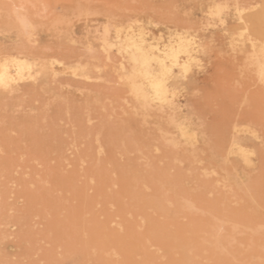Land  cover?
Wrapping results in <instances>:
<instances>
[{
	"label": "rangeland",
	"instance_id": "obj_1",
	"mask_svg": "<svg viewBox=\"0 0 264 264\" xmlns=\"http://www.w3.org/2000/svg\"><path fill=\"white\" fill-rule=\"evenodd\" d=\"M263 6L0 0V264H264V28L238 17Z\"/></svg>",
	"mask_w": 264,
	"mask_h": 264
},
{
	"label": "bare ground",
	"instance_id": "obj_2",
	"mask_svg": "<svg viewBox=\"0 0 264 264\" xmlns=\"http://www.w3.org/2000/svg\"><path fill=\"white\" fill-rule=\"evenodd\" d=\"M222 2V1H221ZM218 3V2H217ZM216 3V4H217ZM219 5H217V6H214L215 8L213 9V11L212 12H210L211 13V15L212 16H216V18L218 17V19H220L219 21H222V22H224V19H223V17L221 16L222 15V10H223V7H221L220 6V1H219V3H218ZM221 4H223V2L221 3ZM228 4V3H227ZM228 5H226L225 4V9H229V7L228 8H226ZM262 9L259 11V12H257L256 14H253V15H251L250 17H246L244 14H243V10L242 9H238V12H239V19L241 20V21H243L245 24H246V27H247V30L249 31V32H257L258 31V27L259 26H262V28H264V6L263 7H261ZM210 11H211V9H210ZM232 12V11H231ZM238 12H237V14H238ZM97 13V12H96ZM209 13V14H210ZM224 13V12H223ZM227 13V12H226ZM249 13V12H248ZM101 14V13H100ZM208 14V13H207ZM99 15V14H98ZM231 15V14H230ZM111 17H112V15H111ZM23 18V17H22ZM212 18V17H211ZM109 19H110V17H109ZM19 20H20V18H19ZM112 21V20H111ZM217 21V20H216ZM215 21V22H216ZM107 22V26H108V21H106ZM21 26H19L20 28H21V30H22V32H23V30H24V32H25V30H27L28 29V27H31L32 25H33V23L30 21H28V19L27 20H25V22L23 21L22 22V24H20ZM105 25V24H104ZM106 25H105V28H104V26H103V30H104V32H102L103 33V35H102V43H104L105 42V46L103 45V51H104V49L105 50H108V49H112V48H114L113 46H118L119 44H117V42H116V40H118L119 39V41H118V43L120 42V40H122L120 43L122 44V46L121 47H123L124 49H127L129 52L131 51L130 50V46H131V39H133L134 37L133 36H131V35H134V34H132L131 32L132 31H130V33L127 31V30H124V27L127 29V27H129V26H117L116 27V30H115V35L112 37L111 36V29H110V27H106ZM208 25H209V23H208ZM33 28L35 27V25L34 26H32ZM132 27V26H131ZM130 28V27H129ZM128 28V29H129ZM30 29H32V28H30ZM130 29H133V28H130ZM134 30V29H133ZM28 31V30H27ZM102 31V30H101ZM23 32V33H24ZM136 32V31H135ZM135 32H133V33H135ZM22 33V34H23ZM30 33H31V30H30ZM98 33V32H97ZM28 35H29V33H27ZM27 34H25V35H27ZM96 34V33H95ZM99 34V33H98ZM131 34V35H130ZM27 35V36H28ZM100 35V34H99ZM140 35V34H139ZM31 35H29V38H31L30 37ZM143 36H145V35H143ZM138 36H136V38H137ZM92 39H94V37L92 38ZM146 42V41H145ZM176 43V42H175ZM29 44V43H28ZM120 44V45H121ZM158 44V43H157ZM160 44V43H159ZM171 44H174V43H171ZM171 44H169V45H171ZM163 45H165V44H163ZM163 45H161V46H163ZM177 45V44H176ZM90 46V45H89ZM152 46V45H151ZM167 46V45H166ZM171 46H173V45H171ZM170 46V47H171ZM181 46V45H180ZM144 48V47H143ZM159 48V47H158ZM164 48V47H163ZM89 49H91V48H89ZM121 50H122V48H121ZM169 50H171V49H169ZM109 51V50H108ZM126 51V50H125ZM128 51H126L127 53H128ZM145 51V50H144ZM186 51V49L184 48V47H172V52H170L171 54V59H172V61H173V63L174 62H180L181 60V55L184 53ZM161 52H162V50H161ZM166 52V51H165ZM165 52H164V54H165ZM109 54V53H108ZM107 54V55H108ZM82 56V55H81ZM88 56V55H87ZM130 56V60L132 61V64L134 65V72L132 73L133 75H132V82H134L133 83V85H132V87H131V91L130 92H132L133 94H135L136 96H141L143 99L145 98V96H146V94H145V88H144V86H142V85H140V83H141V78H143L142 76H146V73H145V71H144V68H143V65H141L142 64V62L145 60V55H142L140 52H138L137 51V54L135 53V51L133 52V54L132 55H129ZM167 56H168V54H167ZM27 57V56H26ZM33 57H35V56H33ZM89 57H91V55L89 56ZM109 57V56H108ZM29 58H31L30 56H29ZM35 58H40V57H35ZM86 58V57H85ZM84 58V59H85ZM17 59H19V61H17L16 63H17V72H16V74H17V77H16V82H18V81H23V80H25L27 77H31V76H33V68H32V66H31V64L27 61V60H22V59H20V57H18L17 56ZM170 59V60H171ZM62 60V59H61ZM83 60V59H82ZM7 61V60H6ZM80 61V60H79ZM99 63V62H98ZM1 64V63H0ZM79 64H80V62H79ZM92 64V63H91ZM94 64V63H93ZM15 66V65H14ZM34 66V65H33ZM81 66H83V68L82 69H84V67H88V66H90V63L88 64H81ZM91 67V66H90ZM92 67H94V66H92ZM87 69V68H86ZM97 69V68H96ZM258 70V69H257ZM15 71V70H14ZM78 71H80V69L78 68V65H77V67H73V70H72V72L73 73H77ZM84 72H85V70H83ZM39 72V71H38ZM86 72H88V70L86 71ZM90 72V71H89ZM132 72V71H131ZM8 73V72H7ZM128 73V72H127ZM85 74V73H84ZM2 74H0V76H1ZM85 75H87V74H85ZM259 75L260 76H262V77H264V60H263V62L261 63V65L259 66ZM39 76H40V74H39ZM39 76H38V78H39ZM130 76V74H128V76L127 77H129ZM87 77V76H86ZM91 77V76H90ZM1 78V77H0ZM130 78H131V76H130ZM144 79V78H143ZM143 79H142V81H143ZM7 83V82H6ZM3 84H5L4 83V81H3ZM10 85V84H9ZM104 85V84H103ZM8 86V85H7ZM151 86H152V88H154V90H155V95L156 96H158V98H159V100L162 102V104L163 103H166V102H169V98H171L170 97V90L168 89V86L165 84V82L164 81H162V82H159V83H151ZM90 88V87H89ZM100 93V92H99ZM140 97V98H141ZM139 98V99H140ZM142 98H141V100H142ZM54 99V98H53ZM141 103H142V101H140ZM47 103H48V101H47ZM79 103V102H78ZM48 106V105H47ZM18 107V106H17ZM92 107V106H91ZM164 107V106H163ZM92 112V111H91ZM88 118V117H87ZM90 122H92L91 120H90ZM169 127V126H168ZM160 133V132H159ZM26 148V147H25ZM128 150V149H127Z\"/></svg>",
	"mask_w": 264,
	"mask_h": 264
}]
</instances>
